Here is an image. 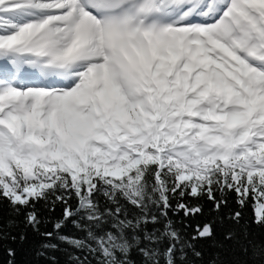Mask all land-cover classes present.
Returning <instances> with one entry per match:
<instances>
[{"label":"snow or ice","instance_id":"6c2138e0","mask_svg":"<svg viewBox=\"0 0 264 264\" xmlns=\"http://www.w3.org/2000/svg\"><path fill=\"white\" fill-rule=\"evenodd\" d=\"M203 198L212 218L183 223ZM254 226L264 0H0V246L32 264H264Z\"/></svg>","mask_w":264,"mask_h":264},{"label":"trees","instance_id":"16d2710c","mask_svg":"<svg viewBox=\"0 0 264 264\" xmlns=\"http://www.w3.org/2000/svg\"><path fill=\"white\" fill-rule=\"evenodd\" d=\"M229 197V206L230 208H236L238 207L235 204V194L233 193H229L228 194ZM195 202V201H193ZM70 203L72 204L73 207H75L76 201L73 198ZM175 203V201L173 202ZM199 203L201 205V207H203L204 209V215L199 216L196 219H189V220H183L182 214L181 217H176L174 219L177 220V226L180 227L182 226L180 221L183 220V223H188L192 226V228L195 227V225L197 223L203 224L204 222L210 220L212 218V213H211V208H212V204L210 201L207 200V198H203L201 200H199ZM40 210L42 212L43 215L45 216H51L53 219L58 218L62 215V211H63V206L62 205H57L56 210L54 213H48L47 211L44 210V205L41 204L40 206ZM3 212L6 215L7 214V205L5 204L3 206ZM243 215H244V219L250 221L252 218V209L249 206L248 208L243 209ZM192 228H189V232L192 231ZM48 231H52V227L51 224L48 225L47 227ZM254 231H264L261 230L257 227H253ZM64 233L72 236V235H81L80 233L76 232L75 229L73 228V226L71 224H68L65 228H64ZM12 247L13 249L16 250V255L13 258L14 259V264H32V255L30 252V248L28 244L25 245H21L19 242L17 243H5L3 246H0V264H8L9 262V256L7 254V247ZM55 255L58 257L60 264H64V254L62 252H56ZM138 259V257H137Z\"/></svg>","mask_w":264,"mask_h":264}]
</instances>
